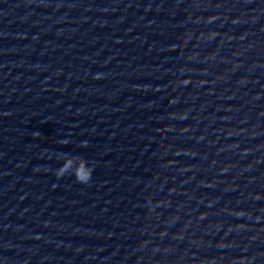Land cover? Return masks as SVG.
I'll list each match as a JSON object with an SVG mask.
<instances>
[{
	"label": "water",
	"instance_id": "95a60500",
	"mask_svg": "<svg viewBox=\"0 0 264 264\" xmlns=\"http://www.w3.org/2000/svg\"><path fill=\"white\" fill-rule=\"evenodd\" d=\"M0 264H264V0H0Z\"/></svg>",
	"mask_w": 264,
	"mask_h": 264
},
{
	"label": "clouds",
	"instance_id": "9594fccd",
	"mask_svg": "<svg viewBox=\"0 0 264 264\" xmlns=\"http://www.w3.org/2000/svg\"><path fill=\"white\" fill-rule=\"evenodd\" d=\"M65 143H67V141H65Z\"/></svg>",
	"mask_w": 264,
	"mask_h": 264
}]
</instances>
